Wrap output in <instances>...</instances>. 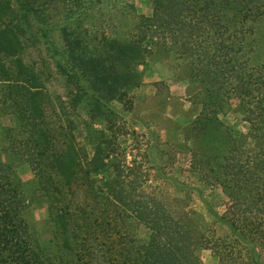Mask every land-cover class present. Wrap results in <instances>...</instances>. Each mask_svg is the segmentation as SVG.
<instances>
[{
  "label": "trees",
  "instance_id": "16d2710c",
  "mask_svg": "<svg viewBox=\"0 0 264 264\" xmlns=\"http://www.w3.org/2000/svg\"><path fill=\"white\" fill-rule=\"evenodd\" d=\"M32 1L0 0V118L13 121L0 139V264H204V250L216 264H263L264 62L249 68L253 49L244 61L249 37L219 32L209 45L208 35L174 32L173 27L186 23L180 15H167L168 20L159 15L158 7L166 8L153 0L154 14L144 18L140 35L123 43L109 41L106 53L89 54L80 40L66 41L67 67L58 66L67 80L66 96H52L24 60L23 28ZM185 1L168 3L178 7ZM193 2L205 10H245L252 22L264 12V0ZM209 19L191 17L188 24L209 25ZM222 19L217 13L213 21L220 29ZM154 27L157 43L146 51L143 42ZM169 41L183 61L176 72L188 83L189 103L200 108L183 129V147L191 146L190 168L202 186L223 196L217 211L198 190L210 221L190 210L193 187L180 183V198L144 189L147 171L141 162L127 163L118 141L128 135L125 125L105 108L115 100L124 102L141 85V73L126 62L144 54L167 58L173 51ZM195 85L198 91L192 95ZM84 102L87 121L76 113ZM234 106L247 132L221 134L229 141L223 150L218 147L222 117ZM77 119L84 131L82 145L75 136ZM21 164L33 172V191L25 190L16 173ZM38 192L51 201L45 241L29 216ZM141 226L149 231L147 240L136 234Z\"/></svg>",
  "mask_w": 264,
  "mask_h": 264
},
{
  "label": "rangeland",
  "instance_id": "374dc122",
  "mask_svg": "<svg viewBox=\"0 0 264 264\" xmlns=\"http://www.w3.org/2000/svg\"><path fill=\"white\" fill-rule=\"evenodd\" d=\"M158 1L166 8L161 10V6L158 7L159 15L162 13L167 20L169 19L167 15H180L181 21L186 23L183 27H173L174 32L180 29L187 33L197 32L203 35V39L208 35L209 45L214 43L213 40L219 32L236 35L238 39L248 36L245 41L244 61L246 62L247 54L251 53L250 49H253L251 61L248 63L249 68L264 62V12L258 20L252 22L251 14L245 10L236 14L231 6L222 7L220 10L215 6L214 11V8L206 7L205 10V7H195L194 0H186L178 7L174 2L172 5L169 4V0ZM32 6L29 24L23 28L26 37L24 60L40 74L47 91L52 96L61 97L66 96L67 80L58 66L67 67L66 41L74 45L75 41L80 40L81 48L87 50L89 54H103L107 51L109 41L123 43L140 35L139 29L144 25V18H151L154 14L153 0H35L32 1ZM217 13L223 18L222 29L213 22ZM207 15L211 17L209 25H201L198 22L194 25L188 24L191 17L204 19ZM155 28H152V34H148L143 42V49L146 51H152L157 43L155 36L153 37ZM63 29L67 31V38ZM250 31L253 32L250 34ZM168 45L173 51L168 53L167 58L144 54L136 61L128 60L126 64L141 73V85L130 92L124 102L115 100L105 104V108L114 112L125 125L128 135L119 137L118 141L127 163H131L132 160L141 162L142 171H147L149 182L144 189L148 192L160 190L169 197L180 198L183 195L176 189L180 183L193 187V190L189 191L192 195L190 210L203 214L210 221L212 218L201 202L200 192L217 211L223 196L216 188L202 186L198 180V173L190 168L191 146L183 147V129L195 120L200 108L189 103L188 83L176 72V67L182 65L183 61L174 51L176 45L171 41ZM84 86L86 87V84ZM191 89L192 95L198 91L196 85ZM88 95V98L91 97L92 92L88 91ZM76 113L85 119L87 103L81 104ZM222 120L224 124L218 134L220 139L218 147L224 150L229 142L228 137L226 135L223 138L220 135L227 130L233 135L245 134L247 125L235 106L222 117ZM80 123L81 120L77 119L75 136L79 145H82L84 131ZM12 125L11 117L0 118V139L3 129ZM94 126L100 129L101 123L95 122ZM87 151L91 152L89 147ZM147 152L148 160L147 155L145 156ZM16 173L25 184L27 192L35 189L31 183L34 175L27 164L18 165ZM43 195L46 194L38 192L37 200L29 211L32 226L41 241L48 239L43 225L49 217L51 206L50 200L41 198ZM136 234L142 240L149 237V231L142 226L138 227ZM201 257L204 264H216L208 250H204Z\"/></svg>",
  "mask_w": 264,
  "mask_h": 264
}]
</instances>
